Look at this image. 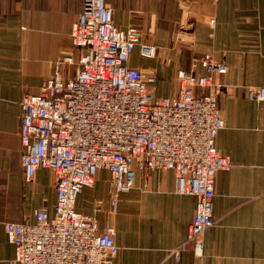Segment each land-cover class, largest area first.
I'll use <instances>...</instances> for the list:
<instances>
[{
    "label": "crops",
    "instance_id": "obj_1",
    "mask_svg": "<svg viewBox=\"0 0 264 264\" xmlns=\"http://www.w3.org/2000/svg\"><path fill=\"white\" fill-rule=\"evenodd\" d=\"M105 1L116 27H136L141 42L156 47L152 59L141 57L138 45L129 58L130 67L155 74V97L175 94L177 70L203 73L193 58L225 61L226 73L213 78L224 119L214 145L231 168L215 177L214 223L203 234L201 257L186 242L195 200L175 193L172 170L149 173L146 187L136 173L131 190L117 194L114 212L108 172L99 170L76 209L94 213L101 230L114 227L116 264H264V103L247 98L249 88L264 87V0ZM82 6L83 0H0V264L14 257L4 223L32 222L34 210L52 213L55 204L50 171L39 168L22 183L19 103L38 93L60 52L71 50ZM68 70L71 78L75 67ZM93 189L92 201L83 200Z\"/></svg>",
    "mask_w": 264,
    "mask_h": 264
},
{
    "label": "built area",
    "instance_id": "obj_2",
    "mask_svg": "<svg viewBox=\"0 0 264 264\" xmlns=\"http://www.w3.org/2000/svg\"><path fill=\"white\" fill-rule=\"evenodd\" d=\"M141 35L133 26L116 27L105 0H83L71 50L60 52L36 95L22 96V183L46 169L55 178L56 198L52 213L42 207L32 222L4 223L14 248L9 264H116L114 227L101 230L94 213L75 207L99 170L108 172L112 212L117 194L131 190L136 173L146 187L149 173L172 170L175 193L195 200L186 242L201 257L203 234L214 223L215 177L231 168L230 157L214 145L224 119L213 78L224 75L227 65L211 54L195 57L203 73L177 70L175 94L157 98L155 74L129 66L136 45L141 57L156 56V47L142 43ZM72 66L75 73L67 78ZM247 98L264 103V87L249 88Z\"/></svg>",
    "mask_w": 264,
    "mask_h": 264
},
{
    "label": "rangeland",
    "instance_id": "obj_3",
    "mask_svg": "<svg viewBox=\"0 0 264 264\" xmlns=\"http://www.w3.org/2000/svg\"><path fill=\"white\" fill-rule=\"evenodd\" d=\"M95 194V190H91V191H86L83 193V200L90 202L92 201V195Z\"/></svg>",
    "mask_w": 264,
    "mask_h": 264
}]
</instances>
